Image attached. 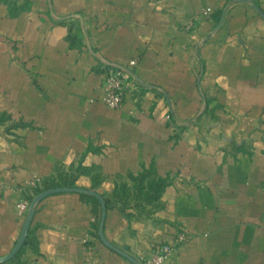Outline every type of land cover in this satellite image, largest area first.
<instances>
[{
  "label": "crops",
  "instance_id": "0c3cea01",
  "mask_svg": "<svg viewBox=\"0 0 264 264\" xmlns=\"http://www.w3.org/2000/svg\"><path fill=\"white\" fill-rule=\"evenodd\" d=\"M53 181L100 192L139 264L182 231L166 264H264V0H0V256ZM96 199H41L0 264H138Z\"/></svg>",
  "mask_w": 264,
  "mask_h": 264
},
{
  "label": "built area",
  "instance_id": "2783aa9c",
  "mask_svg": "<svg viewBox=\"0 0 264 264\" xmlns=\"http://www.w3.org/2000/svg\"><path fill=\"white\" fill-rule=\"evenodd\" d=\"M137 61L133 59L131 64H135ZM131 83V79L125 70L120 68L111 67L106 71L104 77V96L102 100L111 107H120L125 92ZM39 182H33V185H37ZM31 204V199L25 197L18 202L19 213L26 218ZM191 239V234L182 231L177 235L175 244H164L153 249L151 256L144 259L143 264H166L169 256L174 250L177 244H182Z\"/></svg>",
  "mask_w": 264,
  "mask_h": 264
},
{
  "label": "water",
  "instance_id": "95a60500",
  "mask_svg": "<svg viewBox=\"0 0 264 264\" xmlns=\"http://www.w3.org/2000/svg\"><path fill=\"white\" fill-rule=\"evenodd\" d=\"M64 191H76V192H82V193H89V194L97 197L101 203V206H102V216H101V221H100V226H99V234H100L101 239L110 247L114 248L118 252H120V253L124 254L125 256H127L128 258H130L135 263L139 264V262L133 256H131L129 253L125 252L124 250H121V249L115 247L106 239V237L104 235V225H105V220H106V215H107V203H106L105 197L100 192H98L96 190L89 189V188L77 187V186H60V187L45 189V190L41 191L40 193H38L31 200L30 208H29V211H28L27 216L25 218V222H24V225L22 228V232H21V235H20L17 243L15 244L14 248L9 253H7L4 256H0V262H6V261L14 258L16 256V254L21 250L22 246L24 245V243L27 239V236H28V233H29V230L31 227V223L33 220V216H34V213L36 210V206L39 203V201L41 199H43L44 197H46L47 195H50V194L56 193V192H64Z\"/></svg>",
  "mask_w": 264,
  "mask_h": 264
},
{
  "label": "trees",
  "instance_id": "16d2710c",
  "mask_svg": "<svg viewBox=\"0 0 264 264\" xmlns=\"http://www.w3.org/2000/svg\"><path fill=\"white\" fill-rule=\"evenodd\" d=\"M148 176H149V173H143V174H140L136 178L135 195L137 197L145 196L146 198H148L150 200H154V199L158 198L159 193L162 190V187L164 185V182L162 180H158V181L150 180L148 182V186L153 191V193L149 194V191L146 190V185H145V182H146V179ZM64 183L66 185H70V184H67V182H64ZM59 185H60V183L54 182V181L53 182H47V183L45 182L43 184V186H37L36 187L35 193H39L45 189L56 187ZM31 198H32V196H29V199H31ZM96 200H97V202H99L98 199H96Z\"/></svg>",
  "mask_w": 264,
  "mask_h": 264
}]
</instances>
